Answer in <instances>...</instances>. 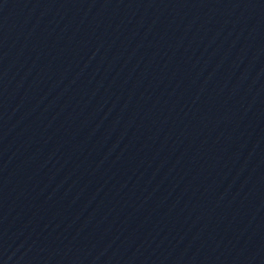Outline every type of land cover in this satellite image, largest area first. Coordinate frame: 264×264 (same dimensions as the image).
<instances>
[{"label":"water","instance_id":"obj_1","mask_svg":"<svg viewBox=\"0 0 264 264\" xmlns=\"http://www.w3.org/2000/svg\"><path fill=\"white\" fill-rule=\"evenodd\" d=\"M0 264H264V0H0Z\"/></svg>","mask_w":264,"mask_h":264}]
</instances>
